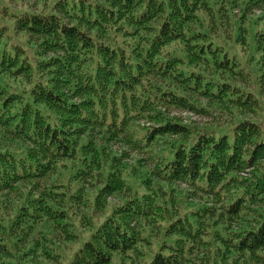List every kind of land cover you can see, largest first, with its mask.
Masks as SVG:
<instances>
[{
    "label": "trees",
    "instance_id": "trees-1",
    "mask_svg": "<svg viewBox=\"0 0 264 264\" xmlns=\"http://www.w3.org/2000/svg\"><path fill=\"white\" fill-rule=\"evenodd\" d=\"M37 1L0 9V264H60L53 237L78 241L77 207L90 230L68 264H264V128L245 118L258 102L236 56L264 52V0ZM168 107L236 121L183 124Z\"/></svg>",
    "mask_w": 264,
    "mask_h": 264
},
{
    "label": "rangeland",
    "instance_id": "rangeland-1",
    "mask_svg": "<svg viewBox=\"0 0 264 264\" xmlns=\"http://www.w3.org/2000/svg\"><path fill=\"white\" fill-rule=\"evenodd\" d=\"M2 7H7L8 11L13 12H21V11H39L40 10V3L37 0H0V9ZM0 13H3V11H0ZM233 16L237 17L238 12L234 11ZM255 15L258 14V12H254ZM231 19L234 20V18L231 16ZM231 30H230V23L228 26H226V23L224 24V27L220 29V33L217 35L219 37L220 42L224 41V45L227 47H230L232 49L233 46V36H231ZM226 43V44H225ZM230 45H227V44ZM234 49L238 52V50L234 47ZM236 56L238 57V60L240 61V65L244 72L247 74V80L244 85L247 90H249L253 95L255 100L258 102V108L254 107L253 113L254 114H248L245 116L246 119L253 120L256 124H258L260 127L264 128V52L255 53L251 49H248L244 52L236 53ZM242 86V84H240ZM194 101L197 105L200 107H206V100L195 96ZM165 111L169 115V117L177 118L179 119L183 124L188 123H194L198 127H208V128H217V126H220V129H227L228 126H230L233 122L236 121V118L231 117L226 112H220L217 109H208L209 114H201V113H195L184 109H178L174 107H168L165 108ZM240 120L244 119L239 116ZM113 152H115L118 156L126 153V155L123 156V161L127 164L133 165L136 160H143L146 157L143 154L137 153L135 151L127 150V148L120 146V145H113L111 147ZM145 167L148 168V170H151L152 166L148 164L147 162L143 163ZM153 170V169H152ZM248 176V175H247ZM157 178V177H156ZM156 179H153V183H155ZM51 181L47 180L46 182H43V184H48ZM159 187L162 189L161 192H159L161 195H163V201H166V195L169 194L170 190L169 187H165L160 182H156ZM134 187L136 188V185L134 184ZM155 188V186H154ZM174 189L175 197L178 198L179 196L183 197L187 191V188L184 185H175ZM93 192V189L86 184L84 186L83 194L86 195L87 193ZM139 192H141L139 190ZM180 193V194H179ZM190 197V201L192 204L197 205L201 204L202 198L200 196H194L192 194H188ZM126 198H128L126 196ZM125 197L123 194H116L112 195L110 197H106V208L104 211H101L99 213L93 214V219L95 221H100L102 218L109 215L112 208L118 206L122 200H124ZM161 202V200H159ZM178 207V206H177ZM181 207V206H180ZM179 207V208H180ZM90 210L92 212V209L89 208H79L76 209V222L74 223V227H76L77 232L75 233L79 236L78 241H71L66 242L64 240V235H59L58 232H55L54 237L56 244L59 247V250H57V253L62 254V259L60 260V264H68L67 261L69 260L70 255L79 247L80 242L82 239H84V236L88 235L90 227L85 226L86 222L85 220H82V225L79 222V219H82L83 217L90 215ZM164 222V221H163ZM155 225L160 226V228L164 225V223H159L158 221L155 222ZM133 227L142 229L143 235L151 240L152 242H156L162 239L161 236L158 234H155V236H150V230L154 229L157 231V227L149 223L139 221L136 222V224H132ZM38 232L44 233L46 237H48V234L46 233V226L39 227ZM63 261V262H62ZM51 264V263H49Z\"/></svg>",
    "mask_w": 264,
    "mask_h": 264
}]
</instances>
